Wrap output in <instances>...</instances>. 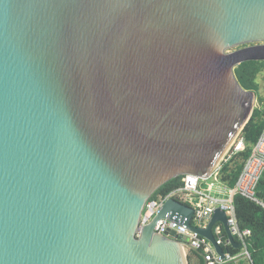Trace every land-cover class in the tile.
<instances>
[{
  "label": "water",
  "instance_id": "obj_1",
  "mask_svg": "<svg viewBox=\"0 0 264 264\" xmlns=\"http://www.w3.org/2000/svg\"><path fill=\"white\" fill-rule=\"evenodd\" d=\"M264 62V0H0V264H189L169 199L211 176L256 108L235 69ZM190 251L203 258L188 243ZM206 264V263H205Z\"/></svg>",
  "mask_w": 264,
  "mask_h": 264
},
{
  "label": "built area",
  "instance_id": "obj_2",
  "mask_svg": "<svg viewBox=\"0 0 264 264\" xmlns=\"http://www.w3.org/2000/svg\"><path fill=\"white\" fill-rule=\"evenodd\" d=\"M258 108L260 109V107ZM261 110L264 113V105ZM241 133L232 143L223 161L245 150ZM223 161L208 178L185 175L183 176V184L180 187L172 190L167 195H159L157 198L152 197L142 213L139 233L143 227L154 220L164 203L169 199H175L193 209L191 225L197 228H206L214 213L220 210L226 213L230 233L235 241L241 245L237 252L224 250L231 248L233 244L225 233L224 227L221 225L216 226L214 228L216 244L222 247L224 257L217 253L214 245L209 240L188 228L182 221L183 217L174 216L170 219V216L167 215L166 218L158 221L155 231L168 237H170L171 231H175L177 236L175 239L181 238L183 240V248L187 255H189L190 250L185 243H188L196 251L202 252L206 264H239L242 259L249 264H253L249 250L252 231L248 228H241L236 216L235 197L237 195L243 196L264 208V203L257 198L256 194L257 186L264 175V128L253 146L250 156L245 161L243 170L234 186H229L220 180V169Z\"/></svg>",
  "mask_w": 264,
  "mask_h": 264
},
{
  "label": "trees",
  "instance_id": "obj_3",
  "mask_svg": "<svg viewBox=\"0 0 264 264\" xmlns=\"http://www.w3.org/2000/svg\"><path fill=\"white\" fill-rule=\"evenodd\" d=\"M264 70V62L250 61L239 65L235 69L236 77L245 90L258 92L257 79ZM260 99V98H259ZM262 105L264 101L260 99ZM264 128V113L261 108H255L249 122L244 127L241 137L244 139L245 150L232 155L226 161H223L220 169V180L229 186H234L240 173L243 170L245 161L250 156L251 151ZM183 184V177L175 178L164 186H162L153 196L157 198L159 195H167L172 190ZM257 198L264 203V175L262 176L256 190ZM235 208L238 222L243 229H251L252 236L250 238L249 250L253 260V264H264V208L258 203L237 195L235 197ZM237 252L234 246L226 248ZM196 252L190 251L188 255L189 264L192 263V256ZM203 259V258H202ZM204 260V259H203ZM203 264V263H200ZM240 264V263H239Z\"/></svg>",
  "mask_w": 264,
  "mask_h": 264
},
{
  "label": "rangeland",
  "instance_id": "obj_4",
  "mask_svg": "<svg viewBox=\"0 0 264 264\" xmlns=\"http://www.w3.org/2000/svg\"><path fill=\"white\" fill-rule=\"evenodd\" d=\"M257 84H258V92H256L257 102H256L255 107L261 108L263 105L260 99L262 98V100L264 101V70L262 71V73L259 74L258 79H257ZM192 260H194V262L197 263L198 261L202 260V258L200 256H195V258ZM243 261L245 262V260Z\"/></svg>",
  "mask_w": 264,
  "mask_h": 264
},
{
  "label": "crops",
  "instance_id": "obj_5",
  "mask_svg": "<svg viewBox=\"0 0 264 264\" xmlns=\"http://www.w3.org/2000/svg\"><path fill=\"white\" fill-rule=\"evenodd\" d=\"M219 225H221V226L223 227V224H222L221 222H218V223L214 226V228H215L216 226H219ZM214 228H213V233H214ZM225 233H226V231H225ZM195 256H199V255H198V254L193 255V256H192V259H194ZM201 258H202V257H201ZM243 260H244V259L240 260L239 263H240V264H249L246 260H245V262H244ZM192 261H193V264H200V263L205 264V262H204L203 259L200 260V261H198L197 263H195L194 260H192Z\"/></svg>",
  "mask_w": 264,
  "mask_h": 264
}]
</instances>
